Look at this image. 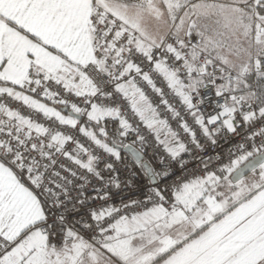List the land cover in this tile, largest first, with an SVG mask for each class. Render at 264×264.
Segmentation results:
<instances>
[{
  "label": "snow or ice",
  "instance_id": "6c2138e0",
  "mask_svg": "<svg viewBox=\"0 0 264 264\" xmlns=\"http://www.w3.org/2000/svg\"><path fill=\"white\" fill-rule=\"evenodd\" d=\"M0 264H264V0H0Z\"/></svg>",
  "mask_w": 264,
  "mask_h": 264
},
{
  "label": "built area",
  "instance_id": "2783aa9c",
  "mask_svg": "<svg viewBox=\"0 0 264 264\" xmlns=\"http://www.w3.org/2000/svg\"><path fill=\"white\" fill-rule=\"evenodd\" d=\"M11 106L13 107H18L17 103L14 101L9 102ZM49 106H53L51 102H48ZM25 111H28L25 109ZM43 120V118H41ZM62 127V126H61ZM259 131V126L253 128L251 131L247 133L248 136L252 135V132H257ZM252 141L251 140H246L244 139L243 134L242 135H229L227 138H222L220 141V145L216 149H210L209 152L204 153L205 159L208 157L209 153L212 151H215V153L219 156H222L223 158L221 159L220 163H225L227 162V153L228 150L231 149L233 152L236 151V147L239 144H243L247 150H251V145ZM255 143L258 145L261 143V138L257 135L255 137ZM187 158V157H186ZM203 167L202 164L198 162V160H194L192 163L188 165L187 172L188 174H191L193 172L200 174V169ZM176 173L177 176H183L185 173L179 169L178 167L176 168ZM123 174V173H122ZM173 179H176V177H173ZM173 181L169 180L167 183L171 184ZM147 192V181L137 172V175L135 177V187L132 189H123L122 191L118 192L114 196V200L119 204V202L122 200L124 202L129 201L130 199H142Z\"/></svg>",
  "mask_w": 264,
  "mask_h": 264
},
{
  "label": "rangeland",
  "instance_id": "374dc122",
  "mask_svg": "<svg viewBox=\"0 0 264 264\" xmlns=\"http://www.w3.org/2000/svg\"><path fill=\"white\" fill-rule=\"evenodd\" d=\"M246 176L250 178V176H251V173H249V174H248V175H246Z\"/></svg>",
  "mask_w": 264,
  "mask_h": 264
},
{
  "label": "water",
  "instance_id": "95a60500",
  "mask_svg": "<svg viewBox=\"0 0 264 264\" xmlns=\"http://www.w3.org/2000/svg\"><path fill=\"white\" fill-rule=\"evenodd\" d=\"M65 114H67V113H65ZM249 173H246V175H248Z\"/></svg>",
  "mask_w": 264,
  "mask_h": 264
}]
</instances>
